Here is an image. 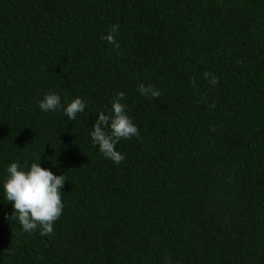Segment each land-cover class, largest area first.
Returning a JSON list of instances; mask_svg holds the SVG:
<instances>
[{
  "label": "trees",
  "instance_id": "trees-1",
  "mask_svg": "<svg viewBox=\"0 0 264 264\" xmlns=\"http://www.w3.org/2000/svg\"><path fill=\"white\" fill-rule=\"evenodd\" d=\"M120 91L116 165L90 132ZM13 162L65 175L54 234L7 218ZM0 264H264V0H0Z\"/></svg>",
  "mask_w": 264,
  "mask_h": 264
},
{
  "label": "clouds",
  "instance_id": "clouds-1",
  "mask_svg": "<svg viewBox=\"0 0 264 264\" xmlns=\"http://www.w3.org/2000/svg\"><path fill=\"white\" fill-rule=\"evenodd\" d=\"M118 27L115 24L111 25L108 34L101 37L116 50L120 48L115 38ZM203 75L212 86L218 83V78L214 74L205 72ZM192 85L196 86L195 80L192 81ZM138 91L149 99L161 96V91L152 84L140 83ZM123 100L125 93L120 91L113 97L111 112L108 114L99 112L90 132L93 145H98L103 156L116 165L126 159L124 154L116 150V145L122 139L133 137L140 139V130L127 114L128 106L121 103ZM38 106L45 113L57 111L62 108L61 96L49 91L38 102ZM87 106L84 100L76 97L63 108V111L69 120H75ZM212 130L215 131L214 126ZM7 172L8 176L3 184L4 195L14 209L13 214L7 218L11 221L18 219L24 233L32 234L38 231L42 237L54 234V224L61 217L65 207L61 191L66 183L65 175H54L52 171L42 168L40 163H32L29 170L25 171L19 163L13 162L8 166Z\"/></svg>",
  "mask_w": 264,
  "mask_h": 264
}]
</instances>
